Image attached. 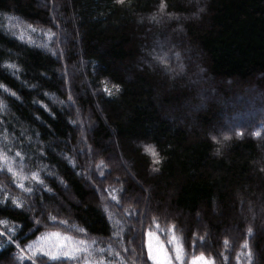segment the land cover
<instances>
[{
  "label": "trees",
  "instance_id": "1",
  "mask_svg": "<svg viewBox=\"0 0 264 264\" xmlns=\"http://www.w3.org/2000/svg\"><path fill=\"white\" fill-rule=\"evenodd\" d=\"M168 46L186 53L185 77L151 58ZM241 87L264 89V0H0V264L55 253L53 234L85 242L80 264H152L149 233L170 255L182 234L186 262L264 264V136L214 137ZM93 150L122 164L114 188L91 181L109 172ZM205 243L212 253L196 254Z\"/></svg>",
  "mask_w": 264,
  "mask_h": 264
},
{
  "label": "rangeland",
  "instance_id": "2",
  "mask_svg": "<svg viewBox=\"0 0 264 264\" xmlns=\"http://www.w3.org/2000/svg\"><path fill=\"white\" fill-rule=\"evenodd\" d=\"M38 1H42V0H38ZM160 2H162V0H160ZM54 3V1H53ZM162 5L160 7L161 10ZM158 10V9H157ZM153 17L154 16H150L147 18V21L149 22H153ZM183 20V18H181V21ZM180 28H178L179 30ZM173 47H167V49H165V53H158V57H160V59H158V57H154V56H150L155 63H157L159 66L163 67H167L168 68V72H167V76L169 78H175V77H181V76H186L188 75V71H186V53L183 52L181 57L179 55L176 54V48L172 49ZM186 49V48H185ZM154 54V53H153ZM187 72V73H186ZM197 75L193 76L190 75V78H192V80L190 81V83L192 84V86L194 87L195 91H194V99H193V104H191V106H193L194 108H199L201 109L204 104L206 103V101L209 99L208 96V91L207 90H203L202 88L206 89L207 85L204 83V80H201L200 75H198V73H196ZM189 80V79H188ZM249 89H246L244 87L241 88H232L230 90H232L230 92V94H233V92H238V94H233L232 96L234 97V101L235 104L233 107H227V108H223L221 107V115H219V120L221 122V124L223 125V130L221 133H219L218 135L214 136L218 138V141H223V140H229L230 138H237V137H241V130H244V135L245 136H249V137H263L264 136V121L263 123H259L257 122V120H259L260 118H264V110H262L261 108V103L264 106V89L261 90V88H251V87H247ZM234 90V91H233ZM240 92V93H239ZM260 97V98H259ZM217 98V97H216ZM221 102V101H220ZM190 106V105H189ZM191 108V107H190ZM245 118H249L251 120H254L255 118L257 119L254 123L251 121H247L244 120ZM87 121V120H86ZM245 122L249 123L250 126H245ZM87 126V123L85 122V127ZM237 126H241V128H239V130H237ZM78 131V135H79V131L81 133L82 130H77ZM237 131V132H236ZM216 138V139H217ZM217 142V140H215ZM145 149V148H143ZM147 154V153H146ZM100 155L98 154L97 151L93 150L92 152V156H87L86 158L92 161H95L94 163V168L99 164H102V168L105 169L104 171L108 172V173H98V175L95 172V169H91L90 172V177H91V181L96 184L99 188L100 186L106 188V189H111L114 188L115 186L112 185L111 180L109 179L111 178H118L120 177L119 173H117V167L118 166H122V164H115V162H111V158L107 157L108 159H106V161H104L103 159L99 158ZM97 162V163H96ZM94 175H93V174ZM99 179H97V177ZM95 180V181H94ZM96 182V183H95ZM90 186L92 187V190L94 191L93 186L90 184ZM116 190H113V192ZM113 197H115V199H113ZM133 200L132 202V206H135L137 203V199L136 198H132ZM108 200H112L113 203H116L117 201V197L116 194H110V197H108V195H105V199L103 202L104 204L107 205ZM129 201L123 202V205L125 206ZM143 202V200H142ZM144 203V202H143ZM145 204V203H144ZM138 205V203H137ZM141 205V204H140ZM146 205V204H145ZM148 210L145 213V215L141 216V217H148ZM162 215H167L175 220L179 219L178 215H174V214H169L166 212H163ZM171 222H168V226H171ZM181 225V224H180ZM182 226V225H181ZM249 226V225H248ZM147 227V222L144 224V228ZM200 230H202V226L198 227ZM145 230H142V234L144 233ZM201 232V231H200ZM201 234V233H200ZM175 236L177 237H181L182 241H181V245H184V241H183V236L181 234L177 235L175 234ZM149 241V236L147 235L146 237V248H147V243ZM157 238L152 234V243L155 246H157ZM142 245L145 246V238L144 241H141ZM159 243V242H158ZM160 244V243H159ZM206 245V246H205ZM205 245H203V247H199V248H194L196 254L199 255V253H205L207 254V249L209 250V253H212L210 250V247L207 245V243H205ZM134 250L137 252V246H133ZM219 251L221 250V247H218ZM217 250V251H218ZM148 251V250H147ZM192 258V257H191Z\"/></svg>",
  "mask_w": 264,
  "mask_h": 264
},
{
  "label": "snow or ice",
  "instance_id": "3",
  "mask_svg": "<svg viewBox=\"0 0 264 264\" xmlns=\"http://www.w3.org/2000/svg\"><path fill=\"white\" fill-rule=\"evenodd\" d=\"M118 2L123 3V0H118ZM10 68H15V65H9ZM116 87V90L118 91V86ZM106 92H109L111 94L110 90L106 87ZM153 156H156V153H152ZM17 156H20V153H16ZM154 163H159V159H154ZM8 172L12 173V175H15V173L12 172L11 166L8 167ZM31 179L35 181L36 183L41 185V190L43 189V181L39 179L38 175L36 173H32ZM22 190L32 193L33 189L26 187L25 185H18ZM115 199V197H113ZM0 203H5V201H0ZM10 203L12 205H15V208L21 207V202L18 200V198H11ZM5 206L6 203H5ZM15 211V209H12ZM7 220H0V225L7 224ZM61 223H64L63 221ZM8 232H14V229L9 228L7 229ZM4 232H0V236L4 235ZM115 234V233H114ZM56 237L57 244L54 245V247L57 248V251L53 253L51 250L48 251H39L38 255L35 258H31L30 264H36V260H40L41 264H44V257H47L48 260L51 262V264H65L67 261H75L76 264H80L81 261V253H88L89 249L87 248L85 242L83 240L79 241V244L70 247L67 243L64 241L69 240L70 238L65 237L63 238V241L61 240V237L59 234H53ZM149 241L147 243V250H148V256L147 259L152 261V264H214V261L207 260L203 255L195 256L193 255L190 261H185L184 257V250L181 244L176 243V238L174 234L172 235L171 239L169 240V243L173 244L172 251L174 252V255H170L168 251L165 250L163 244H159L157 241V246L154 247L152 243V234L149 233ZM134 238L132 240H129V243H132ZM95 243V242H93ZM31 247V246H30ZM101 252H103V249H100ZM116 255H119V253H116ZM84 264H88V257H84ZM101 264H103V261H101ZM108 264H111V261L108 262Z\"/></svg>",
  "mask_w": 264,
  "mask_h": 264
}]
</instances>
